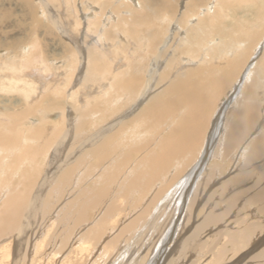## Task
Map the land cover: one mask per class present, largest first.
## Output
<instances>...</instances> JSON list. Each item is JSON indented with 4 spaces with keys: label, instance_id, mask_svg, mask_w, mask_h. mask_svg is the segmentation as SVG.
Listing matches in <instances>:
<instances>
[{
    "label": "bare ground",
    "instance_id": "bare-ground-1",
    "mask_svg": "<svg viewBox=\"0 0 264 264\" xmlns=\"http://www.w3.org/2000/svg\"><path fill=\"white\" fill-rule=\"evenodd\" d=\"M38 2L65 62L0 54V264H264V0Z\"/></svg>",
    "mask_w": 264,
    "mask_h": 264
},
{
    "label": "rangeland",
    "instance_id": "rangeland-1",
    "mask_svg": "<svg viewBox=\"0 0 264 264\" xmlns=\"http://www.w3.org/2000/svg\"><path fill=\"white\" fill-rule=\"evenodd\" d=\"M38 6H40L38 0H30V3L28 1H25V0H0V54L5 53V51H11V50L13 51V49H15V47H16V44H18V47H19L21 45L23 46L25 44V42H27V41L32 42V40H33L34 42H36L37 47H36V50L33 51L34 53H31V54L32 55L36 54V56H38V54L41 55L43 57V59L47 60L48 65L51 64L52 68L54 66L56 68H58V64L65 62L64 61L65 59H63L61 61L62 58H60V56H58V54H60L59 51H55L53 49L52 39H53V37H55L56 40H57V38L60 41H64V40L59 35H57L55 33V30L51 28V26L49 25V23L47 22L46 19H43L40 17L43 14L41 13V10L38 9ZM79 8H80V6H79ZM245 9L251 10V8H245ZM243 13H245L244 18H246L247 20H249V19L252 20V16L250 14H248V12L246 10H244ZM238 15L242 16V14H239V13H238ZM38 22L45 24L47 29L45 32H43V34L41 32H39L40 31V29H39L36 32L37 35H34L32 37L31 34H32V31L34 30V25ZM51 31H53V33ZM54 41H55V39H54ZM64 43H65V41H64ZM64 43H62V44H64ZM27 50H28V48L25 51L26 53H27ZM33 56H35V55H33ZM59 59H60V61H59ZM57 61H59L57 64L54 63ZM35 65H36V67L39 66L38 63H36ZM54 71L51 72V74L48 77L51 79L53 77V79L55 80L56 78H58L56 74L58 73L59 75H61L62 72L60 73V71H58L56 69ZM76 71L77 70H75V72ZM74 78H75V75L72 76L71 82L74 81ZM64 82H67V81H64ZM11 94L15 95V93H11ZM233 96H234V94H233ZM210 107H211V105H210ZM211 123H212V120H211ZM211 127H212V124H210V127H209L210 130L212 131ZM206 147H207V145L205 144L204 148H206ZM206 152L203 151V153H205V154H206ZM205 154H203V155H205ZM212 160H213V163H218L219 166L221 164L222 165L224 164V166H225V164L228 163L227 160L217 158V157L210 159V161H212ZM241 160H242V158H241ZM240 164H241V162L239 161V165ZM225 168H227V170L224 172L223 175H225V176L227 175L226 177H228V176L232 175V173H236L238 171V167L236 170H234L235 169L234 165L233 166L229 165V167L225 166ZM221 170L223 171L224 168H222ZM43 171H45V169ZM220 178H223V177L221 176ZM263 183L264 182H262V185H263ZM231 214H232V215H230L231 217L233 215L235 216V211L234 212L232 211Z\"/></svg>",
    "mask_w": 264,
    "mask_h": 264
}]
</instances>
